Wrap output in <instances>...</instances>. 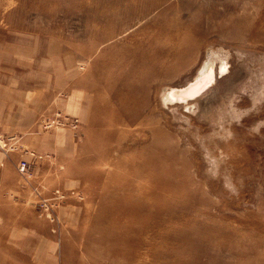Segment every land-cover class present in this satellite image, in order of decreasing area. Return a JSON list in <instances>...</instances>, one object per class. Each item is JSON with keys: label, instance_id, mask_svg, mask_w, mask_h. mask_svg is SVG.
I'll return each mask as SVG.
<instances>
[{"label": "rangeland", "instance_id": "374dc122", "mask_svg": "<svg viewBox=\"0 0 264 264\" xmlns=\"http://www.w3.org/2000/svg\"><path fill=\"white\" fill-rule=\"evenodd\" d=\"M137 263L264 264V0H0V264Z\"/></svg>", "mask_w": 264, "mask_h": 264}, {"label": "bare ground", "instance_id": "6f19581e", "mask_svg": "<svg viewBox=\"0 0 264 264\" xmlns=\"http://www.w3.org/2000/svg\"><path fill=\"white\" fill-rule=\"evenodd\" d=\"M118 5V4H117ZM128 8V7H127ZM122 9V8H121ZM146 9V8H145ZM144 9V10H145ZM19 10V9H18ZM122 11V10H121ZM164 12H167V8L166 9H164L163 10ZM162 11V12H163ZM122 12H124V15H125V11L123 10ZM18 13V12H17ZM116 13H118V12H116ZM144 14L145 13H147V11H145V12H143ZM15 14V13H14ZM139 14V13H138ZM140 14H141V12H140ZM166 14V13H165ZM111 15V14H110ZM135 15V14H134ZM137 15V14H136ZM161 15H164V14H161ZM139 16V15H138ZM162 17V16H161ZM14 18V17H13ZM19 18V17H18ZM14 22V21H13ZM174 25H176V24H174ZM173 25V26H174ZM176 27H179V25H176ZM150 29V28H149ZM164 32H168V28H166V30L164 31ZM170 32V31H169ZM120 33V32H119ZM173 34V33H172ZM172 34H171V36H172ZM158 36V35H157ZM181 37V36H180ZM179 39V38H178ZM190 40V36L189 35H184L183 37H182V41H189ZM185 42V44H187ZM182 43H184V42H182ZM191 43H193V42H191ZM195 43V42H194ZM193 43V44H194ZM131 44H133V43H131ZM135 44V43H134ZM180 44V43H179ZM113 45V44H112ZM141 45V44H140ZM139 45V46H140ZM156 45V44H155ZM194 45H196V44H194ZM138 46V47H139ZM151 46V45H150ZM185 46V45H184ZM112 47H114V46H112ZM135 47V46H134ZM136 48L134 51H136L137 49H139V48ZM148 49V48H147ZM152 48H150V50H151ZM154 49V48H153ZM192 49H193V51L196 49V47H192L191 45H188V46H185L184 48L183 47H181V50H180V53L178 54V55H180L179 57L180 58H183L184 56H186V55H188L191 51H192ZM119 50V49H118ZM143 50H145V49H143ZM157 50V49H156ZM172 50V49H171ZM128 51V50H127ZM131 51V50H130ZM149 51V50H148ZM169 51V50H168ZM141 52V51H140ZM127 53V52H126ZM137 53V52H136ZM144 53V52H143ZM159 53V52H158ZM158 53H156V54H158ZM166 53V52H165ZM128 54V53H127ZM132 54V53H131ZM176 54V53H175ZM210 54H212V53H210ZM220 54V53H219ZM109 55V54H108ZM113 55V54H112ZM172 55V54H171ZM214 55H216V54H214ZM111 56V55H110ZM107 57V56H106ZM208 57V56H207ZM212 58V57H211ZM145 61V60H144ZM144 61L142 62L141 61V66H142V64L144 63ZM151 61V60H150ZM208 61V60H207ZM210 61V60H209ZM152 62V61H151ZM222 62V61H221ZM150 63V62H149ZM146 64V63H145ZM148 64V63H147ZM153 64V63H152ZM221 64V63H220ZM101 65V64H100ZM111 65V64H110ZM113 65V64H112ZM127 65V64H126ZM125 65V66H126ZM114 66V65H113ZM112 66V67H113ZM133 66V65H132ZM143 66H144V64H143ZM224 66L225 65H223V63H222V65L220 66V67H222V68H224ZM101 67H103V66H101ZM135 67H137V66H135ZM134 67V68H135ZM106 68V67H105ZM114 68V67H113ZM133 68V67H132ZM221 68V69H222ZM103 69H104V67H103ZM107 69V68H106ZM110 69V68H109ZM125 69H126V67H125ZM140 70V69H139ZM137 71V70H136ZM152 71V70H151ZM208 72V73H207ZM211 74H212V72H211V70H210V64L208 63V64H206V66L204 67V69L202 70V71H200V73L197 75V78H196V81L194 82H192V83H190V86H188V87H185L184 88V90L183 89H180V90H174V89H172L170 92H169V90L166 92V93H164L163 95H164V98L166 99V98H170V97H175L174 99H176V98H179V99H182V98H188V96H190L191 97V95H193L195 92H196V88L199 86V84H200V86L202 85V84H206L205 82H207L208 81V79H210V76H211ZM212 77V76H211ZM110 85V84H109ZM192 91V92H189V91ZM172 99V98H171ZM177 100V99H176ZM125 101V100H124ZM135 107V106H134ZM170 143V142H169ZM156 147H158V146H156ZM150 149V148H149ZM169 151V150H168ZM167 151V152H168ZM172 151V150H171ZM166 164V163H165ZM177 168V167H176ZM172 174V173H171ZM173 176V175H172ZM143 177V176H142ZM194 190V189H193ZM174 200V199H173ZM171 202V201H170ZM169 203V202H168ZM164 206V205H163ZM209 221V220H208ZM185 222V221H184ZM122 235V234H121ZM114 241V240H113ZM250 246V245H249ZM5 247V246H4ZM3 248V247H2ZM156 255V254H155ZM16 257V256H15ZM14 257V258H15ZM19 257V256H18ZM159 257V256H158ZM11 258H13V257H11ZM150 259V258H149ZM15 260V259H14ZM110 260V259H109ZM131 262V261H130ZM154 262V261H153ZM136 263V262H135ZM139 263V262H138ZM137 263V264H138Z\"/></svg>", "mask_w": 264, "mask_h": 264}, {"label": "built area", "instance_id": "2783aa9c", "mask_svg": "<svg viewBox=\"0 0 264 264\" xmlns=\"http://www.w3.org/2000/svg\"><path fill=\"white\" fill-rule=\"evenodd\" d=\"M25 168V163H22L21 165H20V170H23Z\"/></svg>", "mask_w": 264, "mask_h": 264}]
</instances>
